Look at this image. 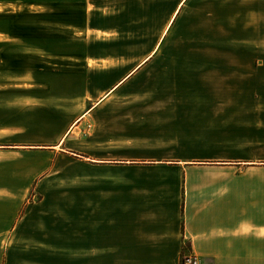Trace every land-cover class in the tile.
Masks as SVG:
<instances>
[{
    "label": "crops",
    "instance_id": "crops-1",
    "mask_svg": "<svg viewBox=\"0 0 264 264\" xmlns=\"http://www.w3.org/2000/svg\"><path fill=\"white\" fill-rule=\"evenodd\" d=\"M262 42L264 0H0V264H264Z\"/></svg>",
    "mask_w": 264,
    "mask_h": 264
},
{
    "label": "built area",
    "instance_id": "built-area-1",
    "mask_svg": "<svg viewBox=\"0 0 264 264\" xmlns=\"http://www.w3.org/2000/svg\"><path fill=\"white\" fill-rule=\"evenodd\" d=\"M182 264H203V263H201V261L197 257L191 255L190 253H187L183 255Z\"/></svg>",
    "mask_w": 264,
    "mask_h": 264
},
{
    "label": "rangeland",
    "instance_id": "rangeland-1",
    "mask_svg": "<svg viewBox=\"0 0 264 264\" xmlns=\"http://www.w3.org/2000/svg\"><path fill=\"white\" fill-rule=\"evenodd\" d=\"M248 45L251 46L252 44H251V43H247V46H248ZM263 47H264V42H262V49H264ZM251 48H252V47H251ZM263 92H264V91H263ZM256 96H257V95H256ZM185 254H187V253H184L183 255H185Z\"/></svg>",
    "mask_w": 264,
    "mask_h": 264
},
{
    "label": "trees",
    "instance_id": "trees-1",
    "mask_svg": "<svg viewBox=\"0 0 264 264\" xmlns=\"http://www.w3.org/2000/svg\"><path fill=\"white\" fill-rule=\"evenodd\" d=\"M182 258H183V254H182V257H181V261H180V264H182Z\"/></svg>",
    "mask_w": 264,
    "mask_h": 264
}]
</instances>
